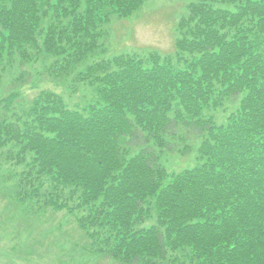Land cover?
Wrapping results in <instances>:
<instances>
[{"label":"trees","instance_id":"1","mask_svg":"<svg viewBox=\"0 0 264 264\" xmlns=\"http://www.w3.org/2000/svg\"><path fill=\"white\" fill-rule=\"evenodd\" d=\"M146 1L0 0V78L17 57L74 75L111 16ZM177 31L183 69L120 56L75 74L97 96L81 110L49 92L0 103L12 198L25 219L66 212L90 253L121 264H264V0H196ZM236 99L225 124L204 116ZM192 140L196 166L169 174L162 157Z\"/></svg>","mask_w":264,"mask_h":264},{"label":"rangeland","instance_id":"2","mask_svg":"<svg viewBox=\"0 0 264 264\" xmlns=\"http://www.w3.org/2000/svg\"><path fill=\"white\" fill-rule=\"evenodd\" d=\"M195 0H148L126 19L111 17L110 23L104 27L106 36L101 41V51L92 56L89 63L111 60L121 55L137 56L146 59L156 54L161 59H168L177 69L186 66L191 57L183 55V60L176 57L175 41L177 23L187 16V6ZM233 11L232 7L218 6ZM50 61L39 60L36 63H13L0 78L1 107L10 97L16 96L10 111H22L40 92L53 91L71 110H81L87 105L97 102L94 88L61 79L52 80L44 73ZM78 67L77 71H82ZM22 79L18 80L19 78ZM71 86V88H70ZM239 100L226 105L224 109L206 112L217 125L226 123L227 117L235 112ZM0 113H6L0 109ZM193 152L186 156L177 153L162 157L161 163L169 174H178L196 166L199 141L192 140ZM20 172V168H16ZM13 170V167H10ZM8 165L0 160V264H120L112 259L88 251L89 242L84 233L66 212L52 214L47 212L25 219L21 215V207L12 198L13 181L7 182ZM153 223V221H152ZM152 223H149L152 224ZM31 226L30 230L24 229ZM15 226V228H14ZM20 232L12 240V233Z\"/></svg>","mask_w":264,"mask_h":264}]
</instances>
